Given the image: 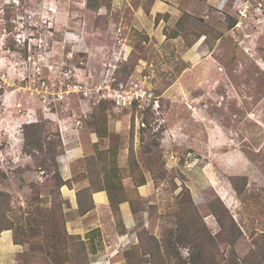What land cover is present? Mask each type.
Wrapping results in <instances>:
<instances>
[{"label":"rangeland","instance_id":"obj_1","mask_svg":"<svg viewBox=\"0 0 264 264\" xmlns=\"http://www.w3.org/2000/svg\"><path fill=\"white\" fill-rule=\"evenodd\" d=\"M155 1L0 0V194L21 247L4 261L0 245V264L78 257L63 222L81 213L54 183L74 149L71 181L124 190L136 212L142 243L120 252L125 264H148L142 250L179 221L212 264H264V0H160L173 14ZM30 124L43 149L29 155ZM218 200L237 257L208 215Z\"/></svg>","mask_w":264,"mask_h":264},{"label":"trees","instance_id":"obj_2","mask_svg":"<svg viewBox=\"0 0 264 264\" xmlns=\"http://www.w3.org/2000/svg\"><path fill=\"white\" fill-rule=\"evenodd\" d=\"M26 127L27 128L25 129V132L23 134V139H24L23 149H24V151L29 155L33 151H42L43 145L41 143L40 132H38L35 129V128L39 127V125L30 124ZM49 148H51V147H49ZM0 175H2L1 172H0ZM54 183H55V188L58 191L60 190V188L62 186H64V185L68 186V184L70 185L69 180L63 181L60 178L59 174L54 176ZM110 188H111V191L116 189L115 186H109V188H106V189L105 188H98V189L91 191L90 188H86L84 190L77 191V199H78V196H80L81 194H83V195L85 194V196L89 198V204L91 205V207L89 209L88 208L80 209L81 204L77 200L78 212L81 214H84V213L90 211L91 209H93L91 196L93 193L98 192V191H106L107 196H108V200H109V204H110L112 210L117 212L118 211V205L120 203L128 202V199L126 197L127 193L124 190H120L121 195L119 194L115 198L114 196L111 195ZM2 196L3 195L0 194V233L3 231H7V230L12 229V226H10V225L7 226L5 223L7 221V219H6V213L7 212L4 213L2 208L7 207V204H6L5 199L1 198ZM218 204H219L218 209L211 210V212L208 213V215L212 216L215 219V222L218 224V226L220 227V229L223 233L228 234L226 242L229 245V247L231 249V253L233 254V256L237 257L236 243L241 239V233L237 229L236 224L232 220L231 215L229 214L228 210L223 206V204L220 201L218 202ZM131 211L134 215L136 214L132 204H131ZM225 219H228V221L230 222V224L228 226L226 225ZM201 221H202V225H203L204 230H205L206 226H205V223L203 221V218L201 219ZM64 224H65V220L63 222V227H64ZM140 227H141V230L145 231L143 224H141ZM191 227L192 226L189 223H186L183 221L177 222L174 230H172V229L169 230L165 240H162V243H163L162 246H159L158 244H156L155 248H153V247L144 248L142 250L143 252L141 255L149 256L150 261H147L148 264H212L213 263V257H211L209 259L206 257V251L203 250V248H204L203 244L198 243L196 240L198 232H196V230L193 231L191 229ZM120 230H122V229H120ZM137 230H139V229H137ZM64 231H65V229H64ZM135 232H136V230H135ZM136 235H137V239H138V244L140 245V243H142V239L139 238L138 232H136ZM208 235H209L208 237L211 238V235L210 234H208ZM64 236H65L64 240L62 237L63 243H65V240H67V239H71V238L77 239L78 245L80 248V250L78 251V257L76 259L74 257H72L70 253L66 252L67 249H64L66 252L65 253L66 259H68L71 262V264H74L73 263L74 261H76L77 264H89V258H88L89 253H90V251H92V252L95 251L94 245L92 243L90 245L89 241L92 242V240L96 236L98 238H100L99 230L94 229V230L89 231L85 237L86 241H82L79 236L66 235V232H65ZM210 241H212V239H210ZM14 244H17L16 241H14ZM65 245H66V243H65ZM87 245L89 246L88 249H87ZM179 247H183V248L188 247L189 253H188L187 257L182 256ZM153 249H156L155 250L156 254H154L155 251H153ZM162 251H164V254L166 255V260H168L167 263L165 262V257L160 253ZM72 259L74 261H72ZM236 261L237 260H232V262L230 264H239ZM240 262H241V260H240Z\"/></svg>","mask_w":264,"mask_h":264},{"label":"crops","instance_id":"obj_3","mask_svg":"<svg viewBox=\"0 0 264 264\" xmlns=\"http://www.w3.org/2000/svg\"><path fill=\"white\" fill-rule=\"evenodd\" d=\"M153 12H159L168 8L169 12L173 11L163 1L156 0L153 3ZM137 13H143V9L139 8ZM79 149L72 151L71 156L66 155L60 161L63 180H69L71 187L65 186V190L62 193L69 199L72 210H77L78 204L76 199V192L81 188L87 187L86 181H80L77 183L72 182V174L70 168L71 157L77 156ZM149 190V183L143 184L138 187L137 191L141 197H147ZM93 209L84 214H78L76 218L67 220L65 227L68 235L79 236L82 241H86V234L94 229H98L100 232V238L97 236L89 241L95 247V251L89 253V264H125L122 257L119 256L120 252L129 248L132 244L137 242L136 238V222L134 215L131 211L129 202H122L118 205V211L120 218V232L117 230L116 217L113 214L112 208L109 204L108 196L105 191H98L92 194ZM222 199L227 200L222 196ZM0 245L3 253L4 261H8L9 255L11 256L14 251L21 249L20 245L14 244L12 240V233L9 231H3L0 235ZM91 250V249H90Z\"/></svg>","mask_w":264,"mask_h":264}]
</instances>
